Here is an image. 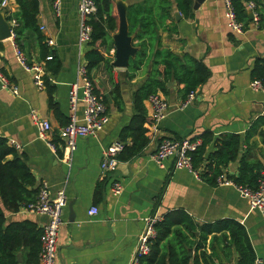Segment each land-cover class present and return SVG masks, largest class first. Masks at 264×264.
<instances>
[{
	"label": "crops",
	"instance_id": "1",
	"mask_svg": "<svg viewBox=\"0 0 264 264\" xmlns=\"http://www.w3.org/2000/svg\"><path fill=\"white\" fill-rule=\"evenodd\" d=\"M121 1L127 11L133 0ZM254 1L260 14V25L254 27L250 23V13L241 1L247 14L244 21L247 27L241 34L229 29L222 0H203L197 9L192 7L190 17L179 14V21L174 16L177 11L173 10L177 33L171 36L163 33V45L180 55L187 53L201 60L208 70L207 80L186 106H181L177 92L182 86L168 82L169 110L152 139L139 155L120 160L115 170L104 173L100 168L102 150L112 141L119 140L120 131L129 123L134 113L132 93L146 79L150 64L131 79L121 77L123 70L113 66V82L121 86V109L111 99L112 85L104 64L91 72L107 101L109 119L95 135L76 138V149L68 164L62 160L58 128L68 121L70 84L76 80L77 67L84 63V55L90 48L88 43L78 42L79 0H61L58 14L53 10L51 0H38V26L45 41H53V45H47L60 60L55 75L45 70L35 35L25 32L20 39L26 61L39 65L43 69L41 77L46 74L54 85L53 96L61 116L57 117L49 108L44 86L39 88L35 83V72L27 70L17 60L13 37L0 40V72L6 73L10 85L17 90L14 93L0 80V137L25 159L35 177L36 187L45 181L51 197L58 191H64L67 196L55 264H133L144 218L173 209L184 210L198 224L221 218L235 219L245 227L256 258L264 264V217L249 207L236 185L211 186L187 169H176L172 160H165L160 166L152 159L157 144L164 138H192L203 131H211L215 137L225 132L243 135L253 120L264 116V94L249 87L255 62L264 59V0ZM17 10L15 0H7L4 7L0 5L5 18ZM101 51L103 53V48ZM109 52V56H104L112 63L115 45ZM82 109L83 105L79 103L78 117L82 116ZM31 111L50 122L51 130L46 140L39 136L30 117ZM252 140L255 143L251 153L264 165V143L258 135ZM210 151H213L212 143L207 149ZM11 158L12 155L6 157L7 160ZM236 168L237 162H233L228 171L234 173ZM115 183L121 187L118 194L112 189ZM93 206L98 212L90 215L88 212ZM4 214L6 223L28 220L41 230L47 222L45 215L23 208L16 212L4 210ZM198 235L196 231L195 236ZM209 242L210 237L207 253L211 252ZM213 247L215 264H237L233 247L225 251L217 241ZM26 252L27 249H22L18 253L20 264H25ZM188 253L192 256L194 250L190 249Z\"/></svg>",
	"mask_w": 264,
	"mask_h": 264
},
{
	"label": "trees",
	"instance_id": "2",
	"mask_svg": "<svg viewBox=\"0 0 264 264\" xmlns=\"http://www.w3.org/2000/svg\"><path fill=\"white\" fill-rule=\"evenodd\" d=\"M15 2L18 10L6 16L8 20L14 18L17 21L13 38L15 44L22 51L21 37L25 32L34 34L39 55L45 62V70L55 75L60 68V60L47 45L38 26V0ZM94 3L96 11L89 20L92 32L88 43L90 48L84 55L85 66L94 91L102 95L91 72L104 64L112 85L111 99L121 109V86L113 82L111 59L101 51V48H105V51L114 48L112 35L118 31L119 15L115 0H94ZM192 6L193 0H133L127 7L128 34L132 36L137 50L134 57L129 58L125 77L133 78L137 71L148 67V64L150 68L146 79L132 93L134 113L119 135L120 141L129 140V143L119 154L120 160L139 155L153 137V117L148 103L151 94H159L166 99L169 94L168 82L173 81L177 86H182L177 92L183 101L189 92L196 93L207 80L208 70L201 60L187 53L180 55L163 45V33L168 36L177 33L173 10L188 18ZM234 7L238 20L244 22L247 14L241 1L235 0ZM49 55L51 58L47 59ZM26 63L28 66L33 65L28 59ZM2 74L7 78L4 71ZM41 78L47 92L48 106L59 117L61 114L53 96L55 87L46 74ZM256 78L264 80V59L255 62L251 79ZM103 100L106 104L105 97ZM255 135L264 143V116L253 120L243 135L225 132L215 137L211 131L201 132L192 137L201 139V144L190 154L192 168L197 171L199 178L211 186L217 185V178L223 174L236 186L256 189L264 173V165L251 153ZM210 143L213 144V151L207 152ZM8 155H12L10 160L6 159ZM233 162H237V168L234 173H230L228 166ZM38 188L25 159L5 138L0 137V264H18V253L22 249H27L25 264L38 263L42 230L28 220L6 223L4 214V210L16 212L23 205L33 202ZM154 228L156 236L150 240V252L139 256L133 264H215L214 241L222 244L225 251L233 247L237 253V264H254L256 259L245 227L233 218L198 224L184 210L173 209L163 213ZM196 231L199 233L197 237ZM209 237L211 252L207 253ZM190 249L194 250L192 256L188 253Z\"/></svg>",
	"mask_w": 264,
	"mask_h": 264
},
{
	"label": "built area",
	"instance_id": "3",
	"mask_svg": "<svg viewBox=\"0 0 264 264\" xmlns=\"http://www.w3.org/2000/svg\"><path fill=\"white\" fill-rule=\"evenodd\" d=\"M244 2V8L251 14L250 23L254 27L259 26L260 14L257 4L254 0H240ZM235 0H222L224 15L227 20L229 29L241 34L246 30L247 25L238 20L234 7ZM1 7L7 5V0L0 1ZM51 5L56 14L59 13L61 0H51ZM96 5L94 0H79L77 4V12L79 17L78 25V42L79 44H87L91 40L92 27L89 24L90 17L95 13ZM10 26V37L14 38V29L17 21L14 18L7 20ZM43 29V27H41ZM49 45H53L52 40H48ZM15 55L17 60L30 71L35 72V83L37 86L43 87L41 74L43 69L33 64L28 66L26 57L19 47L14 44ZM49 55L47 59H50ZM76 80L70 84L69 88V118L66 124L58 128V137L62 141V160L69 164L73 152L76 149V138L79 136L95 135L101 131L108 122L109 115L107 107L104 103L102 95L94 91V85L88 76L85 62L78 65L76 72ZM0 80L4 87L11 88L17 93L16 88L10 85L8 79L0 72ZM249 87L255 92L264 94V80L251 79ZM195 92H189L182 101L181 106H186L195 98ZM79 103L83 105L82 116L78 117L76 112ZM149 108L153 117L152 129L153 133L157 130V126L163 120L169 110L168 101L159 94H151L148 97ZM30 117L37 128L41 138L47 139L51 130V124L48 120L39 117L34 111H31ZM129 141L123 142L114 140L102 150L100 168L101 171H113L120 163L119 154L123 151ZM201 144V139L196 138H164L159 141L152 155L153 161L162 166L165 160H172L176 169H187L195 173L199 177L197 171L192 168L191 152ZM217 185H235L231 180L225 178L222 174L217 178ZM239 193L244 197L251 209H256L262 217H264V173L258 180L256 189L248 187L236 186ZM120 184L113 185L115 194L120 192ZM67 203V196L64 191H58L54 197H51L47 182L43 181L38 188L35 200L31 203L23 205L26 211L45 215L47 222L42 226L40 234V253L37 264H55L58 258V233L63 224L62 213ZM98 212V208L93 206L89 209V214L94 215ZM161 219V215L154 213L144 218V226L137 238V247L133 263L139 256L147 255L150 252V240L156 236L154 225ZM254 264H261V259L256 258Z\"/></svg>",
	"mask_w": 264,
	"mask_h": 264
},
{
	"label": "water",
	"instance_id": "4",
	"mask_svg": "<svg viewBox=\"0 0 264 264\" xmlns=\"http://www.w3.org/2000/svg\"><path fill=\"white\" fill-rule=\"evenodd\" d=\"M203 0H194L193 9H197L199 4ZM117 12L119 15V27L118 31L112 35L113 43L115 45L114 61L112 62L114 67L122 69L120 72L121 77H125L126 69L129 64V58L134 57L137 48L132 44V36L128 34V24L126 20V5L121 0L115 1ZM251 18V14H249ZM177 21L180 20L178 12L174 14ZM10 37V26L4 15L0 12V40ZM71 205V204H70ZM18 264H20V258L18 256Z\"/></svg>",
	"mask_w": 264,
	"mask_h": 264
},
{
	"label": "rangeland",
	"instance_id": "5",
	"mask_svg": "<svg viewBox=\"0 0 264 264\" xmlns=\"http://www.w3.org/2000/svg\"><path fill=\"white\" fill-rule=\"evenodd\" d=\"M103 54L109 56L110 52H109V50L105 51V48H103Z\"/></svg>",
	"mask_w": 264,
	"mask_h": 264
}]
</instances>
